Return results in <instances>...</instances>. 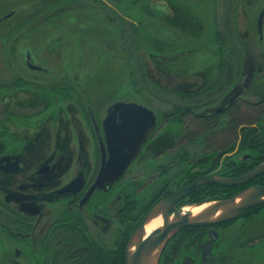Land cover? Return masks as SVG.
<instances>
[{
  "label": "flooded vegetation",
  "instance_id": "obj_1",
  "mask_svg": "<svg viewBox=\"0 0 264 264\" xmlns=\"http://www.w3.org/2000/svg\"><path fill=\"white\" fill-rule=\"evenodd\" d=\"M66 2L70 0L0 16V26L19 16L0 35V264H264V229L255 227L260 212L181 227L166 236L180 214L196 215L185 207L228 199L256 185L228 195L227 188L234 186L209 183L173 200L198 178L239 177L264 163H257L264 154V55L235 48L217 53L221 61L200 69L202 76L194 81L183 79L188 75L184 60L161 55L155 64L163 82L157 84L144 58L136 72L135 59L129 57L133 98L114 99L102 115L87 85L92 84L86 80L87 69L66 66V38L53 34L50 45L44 36L34 39L50 26L53 33L80 30L84 19L79 14L78 23L70 24L68 14L77 5ZM45 12H50L47 19L40 17ZM230 15L226 44L235 38L241 49L238 30L233 33L234 12ZM255 30L257 42L264 44V23L259 29L257 19ZM44 41L50 49H44ZM10 43L12 50L6 52ZM23 65L40 79L55 72L60 77L31 82L22 75ZM72 75L85 85L70 84ZM118 102L152 110L156 124L124 176L101 189L97 179L109 158L106 120ZM250 109L256 110L250 122L237 123L238 113L247 115ZM115 120L113 145L123 146L128 142L119 134H126L127 126L121 117ZM139 122L132 128H147ZM154 220L161 225L148 232Z\"/></svg>",
  "mask_w": 264,
  "mask_h": 264
},
{
  "label": "rangeland",
  "instance_id": "obj_2",
  "mask_svg": "<svg viewBox=\"0 0 264 264\" xmlns=\"http://www.w3.org/2000/svg\"><path fill=\"white\" fill-rule=\"evenodd\" d=\"M137 1H141V3H137ZM58 2L59 0H0V16L3 17L17 9L20 11L30 10L31 8L40 9L43 6L58 4ZM171 2L173 3L172 10L168 7L166 0H85V2L80 0L76 4L70 0V2L66 3L71 6L77 5L76 10L68 14L70 15V24L78 23L79 14H81V18L84 21L80 30L79 28L70 27L63 32L53 33L50 29L54 26H50L36 33L34 39L39 40L40 36H44L47 45H50L54 39L53 34L61 39L66 38L64 43L67 52L66 66L71 71L78 69L81 72L83 68L87 69L86 80L92 83L87 85L90 88L91 97L95 99L96 108L102 111V115L106 114L105 108L114 99L127 101L129 98H133V93L129 87L130 80H132L130 75L132 66L128 65L130 58L128 52L124 49L123 43L124 38L132 41L131 30L129 23L121 21L119 16L122 19L125 18L128 22H135L139 25L135 17L138 18L139 14L143 13L150 19L146 22L147 24L150 23L148 27L145 26L147 30L151 33H157L160 37L159 40H151L153 44L149 45L148 50L143 48L139 51H133L135 58L141 55L140 58H144L149 64L151 78L155 84L163 82L160 72L157 71L158 66L155 64V61H159L161 55L165 57L177 55L184 60L183 67H187L188 75L183 79L191 81H194V77L200 78L202 76L200 75L202 74L200 69L215 67L217 62L211 57V54L218 53L216 35L220 31L225 39V36L230 33L227 28V22L231 20V12L233 13L236 10V15L239 13V16L234 20L236 25L233 27V33L235 34L236 29L238 30L241 49H239V45L234 38L233 41H228H231L229 47L227 44L225 45L227 52L234 51L235 48V50H238L235 52L252 51L258 57L264 55V44H259L255 37L257 19L264 7V0H171ZM135 3H137L136 6H132ZM132 7L133 10L131 11ZM228 8H231L229 14ZM49 14L50 12H45L40 17L47 19ZM107 16L112 17L114 21L107 18ZM17 18L19 16H14L10 22L3 23L0 26V35L4 31V27L7 28L9 26L11 28L15 26L16 23L12 22L16 21ZM64 20L68 21V17ZM153 23L156 25L155 31H153ZM117 26H121V29H124L123 35H120V30L114 29ZM247 30L250 31L249 37H247V33L245 34ZM200 33L202 34L199 36ZM204 39L205 41L201 42ZM46 41H44V49L48 48L45 45ZM225 41L227 42V40ZM249 42H252L250 47L248 46ZM31 44L32 46L36 45L35 43ZM12 46L13 43H10L9 47L7 45L6 52H10ZM40 47L41 45L37 48ZM52 47L56 49L55 44ZM102 50L107 53L103 54ZM48 52L52 53V51L47 50L46 55H49ZM1 53L0 49V56H3ZM54 57L57 56L54 54ZM23 58L24 56L18 50V59L21 65L25 63ZM39 58L45 63L54 62L53 59L49 61L41 56ZM161 62L164 61L161 59ZM78 65L81 67H78ZM51 67L54 68L56 66ZM134 67L136 72H138V66L134 65ZM22 68L25 70L22 75L31 82H34L40 75L29 71L24 65ZM56 76L60 77L55 72L53 76H44L41 79H36V81L52 82ZM6 77L8 80L13 79L9 72ZM173 78L178 77L173 74ZM69 80L70 84L81 82V84L85 85L84 81H81L80 77L76 75L69 76ZM182 81V78H180L175 83ZM158 106V104L153 105L156 109H159ZM258 217L259 220L255 227L264 229V210L260 212ZM262 250L260 253L264 256V247Z\"/></svg>",
  "mask_w": 264,
  "mask_h": 264
},
{
  "label": "water",
  "instance_id": "obj_3",
  "mask_svg": "<svg viewBox=\"0 0 264 264\" xmlns=\"http://www.w3.org/2000/svg\"><path fill=\"white\" fill-rule=\"evenodd\" d=\"M9 16L10 15L5 18ZM263 23L264 10L258 19L259 29H261ZM117 116L124 119V124L127 126L125 129L126 134H119V139L128 142L127 144L118 147L114 146L112 141L116 139L112 125L116 123L115 117ZM139 120L147 123L146 129L132 128L133 125L140 124ZM155 124L156 117L154 112L136 103L118 102L109 109L108 119L106 120L109 158L104 160L102 171L97 179V185L99 188L107 189L108 186L122 178L132 162L138 157L141 150V144L145 142L146 137L153 130ZM136 133H142L141 135H143V137L139 138L135 135ZM262 174H264V163L240 177L225 178L210 175L201 177L198 178L193 185L175 194L173 200L186 196L192 190L201 185L212 183L221 186H237L245 184ZM259 204H264V186L249 187L236 196L226 200L214 201L211 205L203 209V211L192 217L180 214L177 217L176 223L172 226V230L166 236L185 226L195 227L214 225L235 219L246 210ZM202 205L205 204H201L200 206ZM156 209L157 208L153 209L152 213L155 212ZM129 264H136V262L133 263L130 261Z\"/></svg>",
  "mask_w": 264,
  "mask_h": 264
},
{
  "label": "trees",
  "instance_id": "obj_4",
  "mask_svg": "<svg viewBox=\"0 0 264 264\" xmlns=\"http://www.w3.org/2000/svg\"><path fill=\"white\" fill-rule=\"evenodd\" d=\"M166 1L168 3L167 4L168 7L170 8V10H172L173 9V3L171 2V0H166ZM137 3H141V1H137ZM137 3L133 4L132 6H136ZM132 10H133V7H132L131 11ZM236 11L234 12V17H232L233 21L236 20V18H237ZM107 18H110V20L114 21V19L112 17H110V16H107ZM119 19L121 21L126 22L127 24L129 23L130 30H131L130 35H131L132 41L129 40V39L124 38L123 39V43H124V46H125L124 49L129 53V55H130L129 57L131 59H135V64L138 65V67L141 68V67H143L142 59L140 58V55H138L136 58H134L133 51L134 50L139 51L140 49H143V48H146L148 50L149 49V45L153 44V41H151V40H156V39L159 40L160 37L157 35V33H155V32L151 33V32H149L147 30V28L145 26L148 27L150 23L147 24L146 22L149 21L150 19L147 16L143 15V13L139 14L138 18L135 17V20L138 21L139 25H137L135 22L134 23L128 22L125 18L122 19L121 16H119ZM155 27H156V25H155V23H153V31H155ZM114 29L115 30H120V32H119L120 35H123L124 29H121V26L120 27L117 26L116 28L114 27ZM149 38H152V39H149ZM153 38H155V39H153ZM216 41H217V51H218V53H223V52L227 51V49L225 48V45H226L227 42L223 38L222 33L220 31H218V33L216 35ZM249 112L250 113H248L247 115H242V114L238 113L237 123H248V122H250V118L256 112V110L250 109ZM233 126H235V125L233 124ZM193 129H194V127H193ZM261 161H264V154L260 157V159L258 160L257 163H259ZM245 171H249V169L244 170L242 172H239L237 175H240L241 173H244ZM252 183L256 184V185H264V174L259 176V177H257V178H255V179H253L252 181H250L247 184H244V185H241V186H235V187H228L227 188V190L229 191L228 195H233L234 193H236L240 189H242V188H244V187H246V186H248L249 184H252ZM215 192H216V189H215ZM262 210H264V204L256 206V207L248 210L247 212L255 213V212H261Z\"/></svg>",
  "mask_w": 264,
  "mask_h": 264
},
{
  "label": "bare ground",
  "instance_id": "obj_5",
  "mask_svg": "<svg viewBox=\"0 0 264 264\" xmlns=\"http://www.w3.org/2000/svg\"><path fill=\"white\" fill-rule=\"evenodd\" d=\"M202 33H200L199 34V36L201 35ZM216 35V34H215ZM228 36V35H227ZM226 36V37H227ZM203 41H205V39L204 40H201V42H203ZM211 57L216 61V62H219V61H221V59H222V56H220V54H216V53H214V54H211ZM216 57V58H215ZM258 167V166H257ZM227 178H230V177H227ZM232 178V177H231ZM212 184V183H211ZM218 185V184H217ZM224 200H226V199H224ZM217 201V200H216ZM214 201H208L205 205H203V206H196V205H194V206H187V207H185V209H184V211L185 212H192V213H194V214H198L199 212H201V211H203V209H205L206 207H208L209 205H211V203H213ZM161 225V221L160 220H154V221H152L148 226H147V231L148 232H151V231H153L154 229H156V228H158L159 226Z\"/></svg>",
  "mask_w": 264,
  "mask_h": 264
}]
</instances>
